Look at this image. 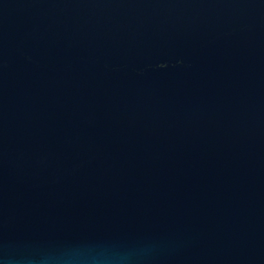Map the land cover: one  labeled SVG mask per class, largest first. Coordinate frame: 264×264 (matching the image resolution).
<instances>
[{
    "label": "water",
    "instance_id": "95a60500",
    "mask_svg": "<svg viewBox=\"0 0 264 264\" xmlns=\"http://www.w3.org/2000/svg\"><path fill=\"white\" fill-rule=\"evenodd\" d=\"M0 264H264V0H0Z\"/></svg>",
    "mask_w": 264,
    "mask_h": 264
}]
</instances>
